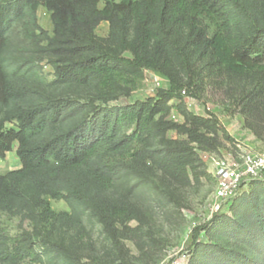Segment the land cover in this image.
<instances>
[{"label":"trees","instance_id":"obj_1","mask_svg":"<svg viewBox=\"0 0 264 264\" xmlns=\"http://www.w3.org/2000/svg\"><path fill=\"white\" fill-rule=\"evenodd\" d=\"M103 23L107 37L97 34ZM148 70L168 86L121 105ZM205 76L248 82L250 105L264 95V0H0V160L14 153L20 163L0 169V264H111L82 263L87 214L131 264L123 241L138 219L133 199L169 193L158 172L183 182L201 153L220 151L217 118L185 107ZM174 102L184 124L168 119ZM173 130L189 141L167 139ZM245 186L198 230L208 242H195L188 264H264V181ZM5 215L32 230L11 239Z\"/></svg>","mask_w":264,"mask_h":264},{"label":"rangeland","instance_id":"obj_2","mask_svg":"<svg viewBox=\"0 0 264 264\" xmlns=\"http://www.w3.org/2000/svg\"><path fill=\"white\" fill-rule=\"evenodd\" d=\"M39 18L42 27L52 34L49 12L40 8ZM108 33L107 23H103L97 30L100 37H107ZM45 73L49 80L53 79L51 68H45ZM162 78L164 87H167V79ZM150 87V84L137 87L130 97L122 98L119 103L127 105L148 98ZM252 87L243 80L205 76L198 79L192 89L197 96L186 98L185 107L190 113L207 119L213 115L221 125L217 135L220 151L212 154L214 158L242 164V155L264 156V95L252 105L248 104V92ZM178 104L172 103L173 109L168 119L184 124L185 119L178 110ZM224 130L232 138L231 141L224 136ZM167 139L189 141L186 135L175 130L167 134ZM191 145L196 146L194 143ZM209 155L201 153L204 161H197L195 169L188 167V176L183 182L158 172L157 184L169 189V193L154 190L138 193L133 199L139 208L138 219L130 223V232L123 241L131 264H188L195 251V242H208L207 234L198 230L206 226L216 213L229 212L228 201L219 200L216 196L218 180ZM19 167L20 163L14 153L9 154L5 161L0 160L3 173ZM251 181H264V174L247 180L248 183ZM243 190L247 191L248 187ZM51 204L56 212L69 211L63 201L52 200ZM1 224L11 239L32 230L30 222L20 217L5 215ZM79 237L82 263L100 259L111 264H123L103 227L89 214L84 218L83 232ZM23 264L37 263L26 261Z\"/></svg>","mask_w":264,"mask_h":264},{"label":"built area","instance_id":"obj_3","mask_svg":"<svg viewBox=\"0 0 264 264\" xmlns=\"http://www.w3.org/2000/svg\"><path fill=\"white\" fill-rule=\"evenodd\" d=\"M163 78L153 71H146L143 84L151 87L149 96H154L159 89L165 88ZM214 173L218 180L216 196L219 200L230 201L247 185L248 179H256L264 174V156L242 155V164L218 160L209 155ZM247 187V186H245ZM176 264V263H174Z\"/></svg>","mask_w":264,"mask_h":264}]
</instances>
